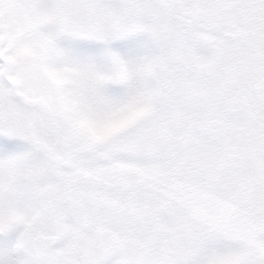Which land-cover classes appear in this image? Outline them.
<instances>
[{
	"label": "snow or ice",
	"instance_id": "1",
	"mask_svg": "<svg viewBox=\"0 0 264 264\" xmlns=\"http://www.w3.org/2000/svg\"><path fill=\"white\" fill-rule=\"evenodd\" d=\"M0 264H264V0H0Z\"/></svg>",
	"mask_w": 264,
	"mask_h": 264
}]
</instances>
